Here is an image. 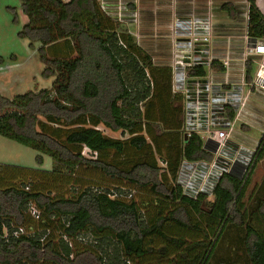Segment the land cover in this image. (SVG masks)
<instances>
[{
    "label": "trees",
    "instance_id": "16d2710c",
    "mask_svg": "<svg viewBox=\"0 0 264 264\" xmlns=\"http://www.w3.org/2000/svg\"><path fill=\"white\" fill-rule=\"evenodd\" d=\"M245 1L248 37L264 38L256 0ZM20 2L21 34L40 43L43 75L55 80L12 98L0 94V135L49 155L53 167L0 165L8 182L0 186V264H264V176L245 200L264 158V131L246 175L224 173L210 193L188 196L182 163L211 153L200 134L185 139L184 97L173 92L171 67L155 64L99 0ZM220 9L236 18L231 2ZM212 68L224 72L220 62ZM251 70L246 62L248 81ZM188 74L207 70L200 64ZM84 168L100 179H78ZM62 180L73 186L70 196L52 195L46 186Z\"/></svg>",
    "mask_w": 264,
    "mask_h": 264
},
{
    "label": "rangeland",
    "instance_id": "374dc122",
    "mask_svg": "<svg viewBox=\"0 0 264 264\" xmlns=\"http://www.w3.org/2000/svg\"><path fill=\"white\" fill-rule=\"evenodd\" d=\"M99 1L110 15L118 17L119 22L129 29L136 38L137 43L152 56L155 64L169 66L173 57L170 33H172L175 18L177 16H191L192 14L204 16L210 11L214 36L218 40L217 51L221 54L225 52L234 59L231 61L232 66H229L228 80L237 83L245 76V68L242 62L237 60L238 55L242 54L244 49L243 35L246 31L245 18L247 12V2L245 0ZM224 2H231L236 8V19L232 22L226 21V14L220 9ZM262 4H264V0H262ZM26 22L27 17L22 10L20 0H0V94L7 98L28 91L51 88L55 80L54 76L45 77L43 75L45 64L39 53L40 43L22 36L21 32ZM222 26L226 28L223 29ZM227 45L229 46L227 47ZM253 66H251L253 68L251 77L255 64ZM211 79L216 82L220 81L221 78L217 77L216 72L212 70ZM246 89L247 87H244L243 92ZM101 130L108 136L122 137L120 132H113L102 126ZM182 130L184 135L188 133L185 128ZM263 131L264 92L252 91L239 113L231 133V139L244 149L253 152ZM201 135L205 140L204 134ZM85 154L88 155L89 153L86 151ZM39 156L41 157L40 162L38 161ZM0 165L49 172L53 167V159L49 155L39 153L29 146L0 135ZM78 172V179L83 182L93 183L100 179L99 174L90 168H84ZM234 174L237 177L240 176L239 172ZM263 176L264 158L257 162L250 175L245 200L248 199V196ZM7 179L13 184H22V181L18 178L9 179L7 176ZM103 179L106 182H112V180L105 177ZM28 182L31 184L40 183V185L46 184V181L41 184V179L38 178H30ZM7 183L0 179V186H5ZM48 185L46 187H50L48 190L52 195L70 196L73 190V186L66 183L65 180ZM130 193L135 194L134 190ZM151 210H153L152 206ZM222 247V252L226 251L227 248L224 245Z\"/></svg>",
    "mask_w": 264,
    "mask_h": 264
},
{
    "label": "built area",
    "instance_id": "2783aa9c",
    "mask_svg": "<svg viewBox=\"0 0 264 264\" xmlns=\"http://www.w3.org/2000/svg\"><path fill=\"white\" fill-rule=\"evenodd\" d=\"M245 27L244 49L237 60L244 68L246 62L251 66L255 64V69L249 81L244 76L240 82L232 83L227 78L220 82L211 79L214 61L220 62L228 73L234 60L229 54L218 56L215 52L211 12L204 16H177L173 23L172 89L184 97V128L188 136L191 132L204 134V148L211 153L210 160L184 161L181 165L183 190L192 198L199 192L210 193L224 173L239 172L242 177L253 165L255 149L250 152L231 139L233 127L249 94L264 92V38L248 37L247 12ZM200 64L207 70L205 77L188 74L190 67ZM244 87H247L245 92ZM229 108L236 110L232 119L226 115ZM31 213L38 214L34 207H31ZM18 230L22 232L21 228Z\"/></svg>",
    "mask_w": 264,
    "mask_h": 264
},
{
    "label": "crops",
    "instance_id": "0c3cea01",
    "mask_svg": "<svg viewBox=\"0 0 264 264\" xmlns=\"http://www.w3.org/2000/svg\"><path fill=\"white\" fill-rule=\"evenodd\" d=\"M194 1V0H193ZM256 4H257V6H258V8H259V10H260V12L263 14V16H264V4H262V0H256ZM222 11V10H221ZM247 11V10H246ZM222 12H224V11H222ZM224 14H226V17H227V22H232V21H234V19H230L229 18V16L227 15V13L226 12H224ZM236 19V18H235ZM225 26V25H224ZM224 26H222V28L224 29V28H226V27H224ZM241 38H242V35L240 36ZM170 38H171V40H172V33H170ZM217 44H218V40L216 39V36L214 37V49H215V52H216V54L218 55V56H224L226 53L225 52H222V54L221 53H219L218 51H217V48H216V46H217ZM229 45H227V47H228ZM227 51V50H226ZM231 66H232V64H231ZM230 70V69H229ZM214 72H216V71H214ZM231 72V71H230ZM230 74V73H229ZM216 75H217V77H220L221 79H220V81H223L224 79H226L227 78V73L224 71V72H216ZM228 79V78H227ZM220 81H216V82H220ZM230 82H232V83H234V81H232V80H230Z\"/></svg>",
    "mask_w": 264,
    "mask_h": 264
},
{
    "label": "water",
    "instance_id": "95a60500",
    "mask_svg": "<svg viewBox=\"0 0 264 264\" xmlns=\"http://www.w3.org/2000/svg\"><path fill=\"white\" fill-rule=\"evenodd\" d=\"M184 136H185V139L188 137V135H187V134H185Z\"/></svg>",
    "mask_w": 264,
    "mask_h": 264
}]
</instances>
